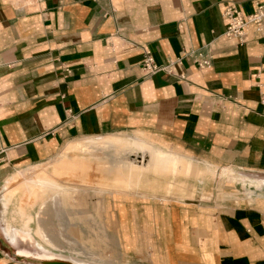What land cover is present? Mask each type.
<instances>
[{
  "label": "crops",
  "instance_id": "crops-1",
  "mask_svg": "<svg viewBox=\"0 0 264 264\" xmlns=\"http://www.w3.org/2000/svg\"><path fill=\"white\" fill-rule=\"evenodd\" d=\"M257 1L0 0V184L68 140L126 131L172 148L145 138L183 162L186 184L191 157L264 171V35L251 25L243 42L227 38L224 15L250 14ZM145 50L157 64L190 54L148 74ZM196 51L212 65L200 68ZM234 186L213 202L128 200L121 215L111 204L125 226L121 251L152 264H264V196L250 202ZM3 203L16 222L15 202ZM9 248L0 242V264H37Z\"/></svg>",
  "mask_w": 264,
  "mask_h": 264
},
{
  "label": "rangeland",
  "instance_id": "rangeland-1",
  "mask_svg": "<svg viewBox=\"0 0 264 264\" xmlns=\"http://www.w3.org/2000/svg\"><path fill=\"white\" fill-rule=\"evenodd\" d=\"M99 137L103 138L78 143L83 147L80 152L66 151L71 163L73 161L81 163L79 167H64L59 174L53 173V163L64 155L66 147L71 142ZM112 138L143 141L157 154L167 158V165L163 168H154L149 164H140L134 168V172L126 167L125 173L119 175L117 171L119 167L127 165L143 154L120 148L112 142L102 147V141ZM145 138L164 146L169 151H174L140 131L81 136L65 142L49 159L12 172L0 184V242L3 243V247L10 251L9 246L36 254L74 257L91 264H152L143 253L125 254L121 251L118 236L125 233V226H122L116 213L111 210V204L114 208L120 209L121 215L125 212L123 201L128 200L157 199L168 203L171 200L185 201L199 196L202 200L213 202L216 197L220 199V196H223L226 183L236 185L234 186L236 192L243 194L242 196L250 202L257 201L252 194L257 192L258 188L253 187L251 180H264L262 174L233 166L220 167L215 164L213 167L202 166V162L209 161L197 160L190 156L193 162V183L186 184V177L182 176L186 169L183 162L173 160L169 152L155 148ZM91 144L99 146L95 150H90ZM43 170L47 172V179H54L61 191L55 192L54 198L46 200L45 205H35L33 193L23 192L22 201H16L14 205V209L18 211L17 221L11 222L3 203L5 194ZM13 174L17 175V178L7 183ZM130 175L131 177L134 175V178ZM240 175L244 177L241 180ZM42 185L44 188V184H38V190L43 189ZM21 209L25 210V215ZM29 216L33 217L29 220L31 224L29 227V223L26 224V230H23ZM22 237H26L27 241Z\"/></svg>",
  "mask_w": 264,
  "mask_h": 264
},
{
  "label": "bare ground",
  "instance_id": "bare-ground-1",
  "mask_svg": "<svg viewBox=\"0 0 264 264\" xmlns=\"http://www.w3.org/2000/svg\"><path fill=\"white\" fill-rule=\"evenodd\" d=\"M111 142L118 145V147H120V148L131 149L133 151H139V152H142V154H143L141 156L140 155L137 156L134 160L129 162L127 165L119 167L117 170L119 175H122L123 173H125L124 171H125L126 167H128L131 172H134V168L136 169V167L140 164H143V165L149 164L151 167H154V168H159V167L163 168L166 166V165H164V161L155 152L154 149L152 151H148V149H146V147L139 142H134V141L127 142V141L122 140V139H117V138L113 139L112 138V139H106V141H102L101 145H102V147H106L107 144H110ZM97 146H99V145H97ZM97 146L91 144V145H89V147H90L89 149L95 150L98 148ZM82 149H83L82 145H78V144L69 145L67 147V149L65 150L64 155L58 161L53 163L54 164L53 173L56 175L59 174L61 169L64 167H72V168L79 167L81 163L79 164V162H74V161L71 163L69 158L67 157L66 151L75 150L77 152H80V151H82ZM47 176H48L47 172H45L43 170V171L39 172L36 176H33V177L26 179L25 181L21 182L15 189L13 188L12 191L10 190L5 194V201H7V202L20 201L24 197L23 192H30V193L32 192L33 194L32 193L31 194L33 195V197L35 199L34 200L35 205H38V204L42 205V204L46 203L47 202L46 200H48L49 198H51V199L54 198L53 194L55 192L61 191L57 182L54 179L48 180ZM135 176H138V175H135ZM257 176H259V175H257ZM262 176H264V175H262ZM130 177H131V175H130ZM16 178H17V175H14L13 177H11V179H9L8 183L11 182L13 179H16ZM131 178H134V175ZM251 181L254 184L253 187L258 188L257 192H254L252 194V196L253 197L264 196V180L252 179ZM39 183H42L45 186L43 188V185H42V188H43L42 190H38V188H37ZM250 186H252V185H250ZM41 230H42V228H40V231ZM58 251H61V250H58ZM12 253L19 260L27 261V262H34V263H38V264H91V263L86 262L84 260H80V259H77L74 257H63V256H60L58 254H51V255H47L45 253L36 254V253H32V252H28V251H21V250H13Z\"/></svg>",
  "mask_w": 264,
  "mask_h": 264
},
{
  "label": "built area",
  "instance_id": "built-area-1",
  "mask_svg": "<svg viewBox=\"0 0 264 264\" xmlns=\"http://www.w3.org/2000/svg\"><path fill=\"white\" fill-rule=\"evenodd\" d=\"M224 15L229 19L225 36L230 39H238L240 42L244 41L247 28L254 25L257 32L264 35V0H258L255 10L250 14H244L241 10L234 6H227ZM188 52L185 53L187 56ZM169 60L166 64H157L155 58L150 50H145V57L143 60L144 70L148 74H154L160 71L172 72V67L175 64H182L185 57ZM192 58L200 68H206L212 65V57L203 52L196 51ZM183 77V76H182ZM264 175V171H254Z\"/></svg>",
  "mask_w": 264,
  "mask_h": 264
}]
</instances>
